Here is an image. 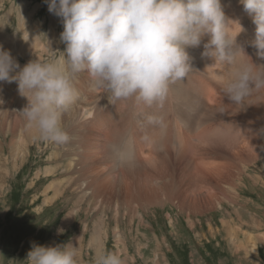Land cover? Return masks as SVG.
<instances>
[{
  "label": "rangeland",
  "instance_id": "obj_1",
  "mask_svg": "<svg viewBox=\"0 0 264 264\" xmlns=\"http://www.w3.org/2000/svg\"><path fill=\"white\" fill-rule=\"evenodd\" d=\"M20 2L21 0H9L4 9L0 10V17L5 14V10L7 13L11 8L13 10L10 34L19 30L16 7ZM25 2L29 4V9L37 8L29 17L33 16L35 22L41 24L38 34H28L39 43L32 59L40 58L43 63H54L60 58V51L65 47L59 41L63 31L62 23L59 19L56 38L51 41V14L48 12L47 3L45 0ZM222 4L226 16L231 20H239L244 29L237 38L238 45L254 63L262 64L255 54L256 49L250 46L252 35L255 38L256 27L252 17L244 12L239 0H224ZM228 26L233 35L239 31V25L232 21L228 22ZM21 37L22 35L20 39ZM205 41L207 43L208 37L202 42ZM203 44L200 48L189 49L192 55L201 58L204 66L195 69L189 79L196 84L195 88L202 97L208 99V106L223 108L229 119H225L227 117L224 115L215 118L210 113L205 117L199 112L198 106L189 109L191 117L199 118L196 130L185 135V126L179 127V138H176L184 141V144H181L183 147L177 150L168 148L167 154L176 160L169 161L170 169L158 176L166 179V182L172 181L179 187L180 184H186L184 189H187L182 192L180 187L179 191H169L168 195L160 198V204L147 201L149 206L145 207L141 203L142 208L136 216L134 207L130 209L126 206L130 210L124 216L119 214L115 217L116 207L108 210L106 206H101L100 202L96 206L95 200L91 201L89 197L78 198L80 192H73L70 181L63 183L66 184L61 195L49 203L44 193V186L48 182L43 177L50 174L45 167L51 164L52 154L63 147L61 144L35 140L31 144V158L16 168L11 160L9 164L16 170L0 182V264H27V253L31 250L33 242L44 246L72 243L77 248V264H96L98 255L109 253L117 255L122 264H264V108L260 104L252 107L254 91L243 105L228 100L222 85L231 78L230 71H236L239 65L212 63L213 58L202 55ZM251 59L243 55L240 57L241 62L245 64H252ZM22 63L28 62L24 60ZM219 71L225 73L228 79H216ZM178 82L190 86L182 95L188 105L192 106L195 100L186 97L187 94L197 95L191 92V83L187 77ZM83 89L85 93H91L88 85H84ZM261 89V100H264V88ZM105 94L111 97V93ZM132 97L128 99L133 103ZM173 99L174 102H169L175 106L177 100ZM122 102L117 103L119 111L122 109L124 114H136L135 103L132 108H125L122 107ZM136 103H139V100ZM245 103L251 106L250 112ZM139 107L145 110L149 108L146 103L141 102L140 106L137 105V108ZM146 150L153 158L152 163L158 165L160 150L157 147L152 151L150 147ZM145 163L146 161L140 158V166H145ZM22 168L24 169L18 174ZM37 172H45L41 173V181L33 180ZM17 174L16 180L13 181ZM199 174L207 178V182L205 181V186L199 190L200 199L196 200L190 192L201 178ZM184 176L192 181L189 183L188 178L184 179ZM142 179L145 181L147 177L137 178L138 186L147 183ZM10 183L14 185L11 184L12 193L9 194L7 192ZM209 185V188L213 185L215 187L209 189ZM195 201L197 205L194 204ZM142 211L145 212L143 216ZM68 215L75 216L71 218L69 225L63 227V221ZM58 229L64 231L60 233ZM97 229L107 237L99 248L90 244ZM116 232L120 233L118 238ZM80 238L83 241L77 243L76 240Z\"/></svg>",
  "mask_w": 264,
  "mask_h": 264
},
{
  "label": "clouds",
  "instance_id": "obj_2",
  "mask_svg": "<svg viewBox=\"0 0 264 264\" xmlns=\"http://www.w3.org/2000/svg\"><path fill=\"white\" fill-rule=\"evenodd\" d=\"M60 19L59 41L65 46L54 63L30 60L21 67L10 50L0 46V82L16 83L27 105L18 110L39 138L57 144L69 140L62 118L75 96L73 77L87 71L92 87L111 99L136 96L151 106L163 100L170 85L192 70L188 49L203 44L205 57L238 69L222 85L229 101L240 105L254 90L264 88V64L254 63L237 38L244 31L229 19L221 0H45ZM252 17L255 38L250 46L264 61V0H239ZM239 25L234 35L228 26ZM24 39V38H23ZM25 40V39H24ZM26 41V40H25ZM51 44V43H50ZM247 56L252 64L241 62ZM254 69H260L255 71ZM149 124L160 123L148 115ZM119 163L126 162L120 148ZM63 229H58L62 233ZM72 243L44 246L33 242L27 264H77ZM96 264H122L115 254H100Z\"/></svg>",
  "mask_w": 264,
  "mask_h": 264
},
{
  "label": "bare ground",
  "instance_id": "obj_3",
  "mask_svg": "<svg viewBox=\"0 0 264 264\" xmlns=\"http://www.w3.org/2000/svg\"><path fill=\"white\" fill-rule=\"evenodd\" d=\"M8 1L0 0V10L4 9ZM222 1L224 0H221V3ZM36 10L37 8L29 9V4L25 0H21L16 7L19 19L17 27L19 30L15 34L9 33L13 13L12 8L8 13L5 10V14L0 17V46L5 50H10L21 67L25 65L22 63L24 60L25 62L33 60L32 54L39 45L36 38L28 36V34L36 35L41 31V24L35 22L33 16L29 17L30 13L36 12ZM50 14L51 30L49 32V38L53 41L56 38V27L59 24V18L52 13ZM246 34L248 35V32ZM21 35L26 41L22 37V40L20 39ZM203 43H206V41ZM188 52L192 58V70L186 77L192 85L191 92L197 94L194 96L190 94L186 95L188 99L195 100L192 106L188 105V102L182 95L190 86L187 87L183 82L179 83L177 81L170 85L168 92L169 98L166 95L163 100L156 101L151 106L148 105V110H145L143 107L137 108V105L140 106V102H144L139 100V103H136L138 99L133 95L132 98L133 103H135L134 109L136 114H124L122 109L120 111L118 110L117 103L123 101L122 107L132 108L133 103L128 98L119 100L111 99V97L105 94L108 93L107 91L93 88L91 78L87 71L81 72L73 77L74 81H78L73 82L75 96L72 104L62 118V125L69 135V140L61 144L63 148L52 154L50 157L51 164L45 167L50 175L43 177L48 182L45 185L46 187L44 186V193L47 195V201L49 203H52L61 195L62 189L66 184L63 183L70 181V186L74 189L73 192L77 190L80 192L78 198L85 199L89 197L91 201L95 200L96 206L100 202L99 204L106 206L108 210L116 207L117 212L114 213L115 217L119 214L124 216L134 207L136 208V216L142 208L140 207L141 203L145 207L148 205L147 201L159 202L160 204V198L168 195L167 193L169 191H173V189L179 191L180 187L182 188H180L182 192L187 189H184L186 184H180L179 187V185L174 184L172 181L166 182V179L158 177L161 172L164 171L167 173L170 169L171 164H169V161L176 160L175 157L167 154L168 148L172 147L177 150L183 147L181 144H184V141L182 139H176V128L178 126H185V135H189V133L196 130L199 118L191 117L189 110L193 109L194 106H198L199 112L205 117L209 113L212 116L214 115L213 117L215 118H220L223 115L224 117L228 116L223 108L217 109L216 106V108L209 107L208 103H206L208 99L203 98L199 90L195 88L196 84L190 81L191 79L189 78H191L193 71L204 66L202 61H200L201 58L192 55L189 49ZM38 60L41 61L40 58ZM204 62L206 61L204 60ZM259 62L264 64V61L259 60ZM212 63L217 62L214 61ZM233 72L235 71L231 70L230 75ZM218 75L216 79L225 80L227 78L223 72L219 71ZM214 76L212 77L214 78ZM84 85H88V88L91 89L90 94L84 92ZM17 89L18 86L16 83L9 84L7 82H0V182L4 178L9 177L12 171L16 170L12 169L13 166L9 162L11 160L13 161L14 168L19 166V164L25 163L27 161L26 159L32 156L31 144L35 140L37 142L42 140L39 138L37 131L29 127L27 119L18 111L27 105V100L19 94ZM202 90L201 88V92H203ZM253 95L254 102L252 107L255 104H260L264 108V100H261L260 96L262 95L263 97L262 89L258 91L254 90ZM173 98L177 100L175 106L172 105V102H169V100L174 102ZM240 105H243V103ZM245 105L248 106L247 108L250 112L251 106L247 103ZM148 115L158 117L161 122L155 124L147 123L146 117ZM225 119L229 118L227 117ZM132 134H137L135 139L132 138ZM134 144L135 147L132 149L128 150L123 148V146L132 147ZM149 147L151 151L156 147L160 150V161L158 165L152 163L153 158L146 150ZM117 148L122 149L126 155V162L123 164L117 160L115 154ZM140 158L146 161L145 166H140ZM23 169H19L18 174ZM141 172L142 175H140ZM41 173L44 174L45 172H37L33 180L35 181L37 179L41 181ZM58 173H60L59 176L57 175ZM18 174L13 181L16 180ZM140 177H147V180L145 179L147 183H144L143 186H141L142 184L140 186L136 184L137 178ZM186 177L184 176L183 178L186 179ZM199 177H201L200 174ZM206 179L204 177L199 178L198 182L191 188L190 193L195 196L194 198L196 200L198 198L200 199L201 192L199 190L205 186L204 182H207ZM142 180L144 181V179ZM188 181L190 183L192 180L188 178ZM11 184L7 192L9 194L12 193ZM76 185L78 186L75 187ZM31 186L33 187V183H31ZM209 187L210 185L207 186V188ZM214 187L215 185L209 189H213ZM187 193H189L188 190ZM101 198L102 201H100ZM194 204H196V201ZM126 206H129L130 209ZM122 211L125 212L123 213ZM144 213L142 211L141 216ZM74 216L68 215L63 221V227L69 225L71 218ZM115 235L118 238L120 233L116 232ZM92 236L93 238L91 237L90 244L97 247L101 246V242L107 238L106 235L105 237L103 236L100 229L95 230ZM78 240H76L77 243L83 241L82 238Z\"/></svg>",
  "mask_w": 264,
  "mask_h": 264
}]
</instances>
